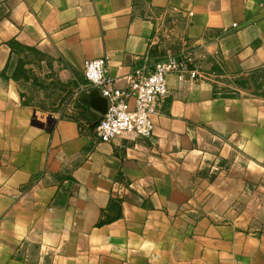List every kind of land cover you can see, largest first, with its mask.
Wrapping results in <instances>:
<instances>
[{
  "label": "crops",
  "instance_id": "1",
  "mask_svg": "<svg viewBox=\"0 0 264 264\" xmlns=\"http://www.w3.org/2000/svg\"><path fill=\"white\" fill-rule=\"evenodd\" d=\"M32 52L70 95L25 94ZM169 52L152 136L101 141L85 63ZM0 264H264V0H0Z\"/></svg>",
  "mask_w": 264,
  "mask_h": 264
},
{
  "label": "built area",
  "instance_id": "2",
  "mask_svg": "<svg viewBox=\"0 0 264 264\" xmlns=\"http://www.w3.org/2000/svg\"><path fill=\"white\" fill-rule=\"evenodd\" d=\"M192 57L191 53L169 52L153 70H135L125 88L114 85L109 75L108 55L88 60L84 68L88 89L98 91L108 102L107 111L95 128L97 137L110 142L123 133L131 132L138 137L150 138L154 128L155 103L168 93V76L173 74L184 81L187 76L195 78L198 75L188 66Z\"/></svg>",
  "mask_w": 264,
  "mask_h": 264
},
{
  "label": "rangeland",
  "instance_id": "3",
  "mask_svg": "<svg viewBox=\"0 0 264 264\" xmlns=\"http://www.w3.org/2000/svg\"><path fill=\"white\" fill-rule=\"evenodd\" d=\"M44 60L45 58L37 55L34 52L22 59V69L16 79L20 82V87L24 90L25 94H27L28 89L29 92H32L33 88L37 93L38 91H42L43 87H50L51 95L54 97H58L59 95L67 97L70 95L71 91L66 94L67 88H64L58 84L56 79H53L50 84L47 83L49 78L48 73H46V67L48 66L49 62ZM51 77L53 76L51 75ZM45 82L47 84H45ZM30 84H32L31 89L29 87ZM40 93L41 92L37 93L38 96H40Z\"/></svg>",
  "mask_w": 264,
  "mask_h": 264
},
{
  "label": "water",
  "instance_id": "4",
  "mask_svg": "<svg viewBox=\"0 0 264 264\" xmlns=\"http://www.w3.org/2000/svg\"><path fill=\"white\" fill-rule=\"evenodd\" d=\"M83 98L87 101L92 108H94L99 113H106L108 108L107 99L101 96L98 91L93 90L91 93H84Z\"/></svg>",
  "mask_w": 264,
  "mask_h": 264
},
{
  "label": "trees",
  "instance_id": "5",
  "mask_svg": "<svg viewBox=\"0 0 264 264\" xmlns=\"http://www.w3.org/2000/svg\"><path fill=\"white\" fill-rule=\"evenodd\" d=\"M12 45H13L14 48H17V47L22 48L23 47L21 44H18L16 42H12ZM21 69H22V60H20V63H19V66H18V70L14 74L15 78L18 77L19 73L21 72ZM96 126H97V124H96ZM96 126H91V127H96Z\"/></svg>",
  "mask_w": 264,
  "mask_h": 264
}]
</instances>
